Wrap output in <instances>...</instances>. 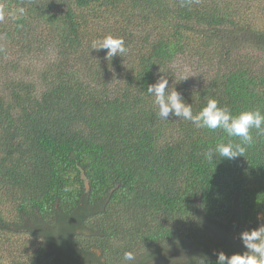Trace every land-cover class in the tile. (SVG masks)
<instances>
[{
	"label": "trees",
	"instance_id": "16d2710c",
	"mask_svg": "<svg viewBox=\"0 0 264 264\" xmlns=\"http://www.w3.org/2000/svg\"><path fill=\"white\" fill-rule=\"evenodd\" d=\"M107 34L121 56L92 49ZM161 76L194 114L208 98L264 112V0H0V264L244 250L240 233L264 223V134L209 161L238 138L160 118L147 87Z\"/></svg>",
	"mask_w": 264,
	"mask_h": 264
},
{
	"label": "clouds",
	"instance_id": "9594fccd",
	"mask_svg": "<svg viewBox=\"0 0 264 264\" xmlns=\"http://www.w3.org/2000/svg\"><path fill=\"white\" fill-rule=\"evenodd\" d=\"M92 49L107 50L106 58L121 56L126 51L124 39L112 34L105 35L99 42L94 41ZM147 92L155 97L154 103L158 106L160 118L167 120L172 116L190 121L197 128L222 129L227 137L238 138L239 142L229 139L210 147L205 153L209 161L214 160V157L229 160L244 157L247 148L254 142L251 130L264 134V112L259 109H247L234 114L227 107H220L216 99L208 98L205 106L194 114L191 104L186 103L181 93L170 87L168 79L163 76L150 84ZM257 219H260L259 215ZM239 239L244 250L230 256L220 251L217 253L216 264H264V223L257 228L242 231ZM123 259L134 262L136 257L132 251H126Z\"/></svg>",
	"mask_w": 264,
	"mask_h": 264
},
{
	"label": "rangeland",
	"instance_id": "374dc122",
	"mask_svg": "<svg viewBox=\"0 0 264 264\" xmlns=\"http://www.w3.org/2000/svg\"><path fill=\"white\" fill-rule=\"evenodd\" d=\"M171 69L174 73L177 74V76L183 75L184 77L189 76L188 78H192L196 74L193 63L189 62L188 60H184L182 58H177L175 62H173V64L171 65ZM231 236L235 237V234L232 233ZM165 253H167V255L170 253L168 258H171V254H172L171 251H166ZM162 256H164V254ZM168 258L165 260H160V258H156V259L154 258V260L147 261L144 264H167L169 261Z\"/></svg>",
	"mask_w": 264,
	"mask_h": 264
}]
</instances>
